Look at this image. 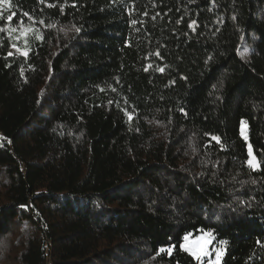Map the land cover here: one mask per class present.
Instances as JSON below:
<instances>
[{
  "label": "trees",
  "instance_id": "trees-1",
  "mask_svg": "<svg viewBox=\"0 0 264 264\" xmlns=\"http://www.w3.org/2000/svg\"><path fill=\"white\" fill-rule=\"evenodd\" d=\"M0 29L16 264H208L200 232L264 264V0H8Z\"/></svg>",
  "mask_w": 264,
  "mask_h": 264
},
{
  "label": "snow or ice",
  "instance_id": "snow-or-ice-1",
  "mask_svg": "<svg viewBox=\"0 0 264 264\" xmlns=\"http://www.w3.org/2000/svg\"><path fill=\"white\" fill-rule=\"evenodd\" d=\"M41 2H43V0H41ZM0 3L3 4H7L8 0H0ZM50 7H54L55 5H49ZM75 3L72 4V7H75ZM10 7V5H9ZM61 10H63V5L60 6ZM15 15V13H13V15L8 16V20L11 21L13 19V16ZM24 16H28V13H24ZM30 18V17H29ZM21 24H23V20L21 19ZM179 22V21H178ZM41 23H43V21H41ZM133 24L136 23V21H132ZM195 21L192 22L191 25H189L190 27H192L193 25H195ZM2 30V29H0ZM80 28H75V31L77 33L80 32ZM12 31H15V29H13ZM38 38H42V37H38ZM15 47V45H14ZM9 55H12V53H9ZM24 55H27V53L25 52ZM156 55H159V53L157 52ZM149 67H151V65H149ZM147 70V69H145ZM159 71H163V69H158ZM131 115H129V119H131ZM246 127H247V122L246 121H241V128H240V134L241 136L244 137L245 140H247V135H246ZM214 139H217L214 137ZM248 153L250 156V159L247 161V163L249 164L250 167L253 168H257L259 167V164L256 161V157L252 154V147L251 145L248 146ZM190 235V234H189ZM189 235H185L184 237V241L185 243L183 245H181L182 248H184L185 250L191 252V254L197 259L200 260L201 257L203 256H207L208 253V249H207V245L211 242L210 239H206L205 236L207 237H211V233H206L205 236H199L197 237L195 240H189ZM226 241H221V244H226ZM259 243V241H258ZM172 247H168V248H161L159 249V252H167L169 255H171L172 253ZM159 254V253H158ZM223 254V250L222 249H218L216 251V258L214 261H209V264H220V259L221 256Z\"/></svg>",
  "mask_w": 264,
  "mask_h": 264
},
{
  "label": "rangeland",
  "instance_id": "rangeland-1",
  "mask_svg": "<svg viewBox=\"0 0 264 264\" xmlns=\"http://www.w3.org/2000/svg\"><path fill=\"white\" fill-rule=\"evenodd\" d=\"M248 127H246V135H247V148L249 145H251L250 140H249V134H248ZM243 137V136H242ZM244 138V137H243ZM252 147V145H251ZM252 154L256 157V161L259 164V160L252 148ZM250 159L249 153H248V160ZM260 166V164H259ZM259 168V167H257ZM255 168V169H257ZM206 233H210V232H200L197 235H189V240H195L197 237L199 236H205ZM206 239H210L211 242L207 245V249H208V255L207 256H203L201 257L200 260H205L208 264L209 261H214L216 258V251L218 249H222L223 250V254L221 256L220 259V264H222L223 261V256H224V252L225 249L223 246L220 245H216L214 244V237L211 233V237H207L205 236ZM185 243V241L183 242V244ZM19 241H17V236L13 235L12 237L8 238L6 240V242L3 243L2 248L0 249V264H16V248L18 247ZM182 244V245H183ZM187 251V250H186ZM189 252V251H188ZM191 254V252H189Z\"/></svg>",
  "mask_w": 264,
  "mask_h": 264
}]
</instances>
